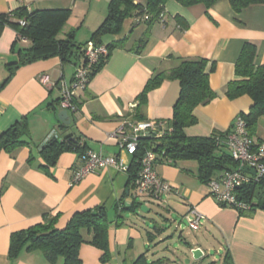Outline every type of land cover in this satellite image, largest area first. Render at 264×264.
Masks as SVG:
<instances>
[{
  "label": "crops",
  "instance_id": "obj_1",
  "mask_svg": "<svg viewBox=\"0 0 264 264\" xmlns=\"http://www.w3.org/2000/svg\"><path fill=\"white\" fill-rule=\"evenodd\" d=\"M83 1L0 0V15L19 8L28 12L69 11V18L58 36L64 39L75 31L74 24ZM106 1L108 5L110 0ZM164 10L163 21L151 27L127 18L118 34L101 38L102 44L111 46L110 54L79 94L78 110L67 114L69 125L58 119L61 112L58 100L61 85L71 82L75 64H62L59 58L53 57L21 66L0 90V135L23 119L29 131L28 146L11 154L0 152V264H48L39 251L22 252L13 261L8 258L10 235L40 223L46 214H58L55 227L62 229L74 213L100 208L105 212L109 222L110 260L101 263L102 252L83 244L79 249L80 264H131L137 256L146 253V247L152 242L167 239L164 238L167 236L165 229L154 220L136 218V213L124 210L135 201L146 209H149L148 202L156 203L146 196H142V200L133 198L132 174L104 168L70 186L73 172L80 165V156L64 152L54 166L45 169L41 168L39 155L40 146L54 133L60 139L78 138L87 151L119 157L129 166L131 157L119 150L111 134L125 120L170 122L173 119V108L179 96L177 81L160 83L146 94L143 104L139 96L155 73L177 67V59L200 58L208 61L207 68L214 65L208 83L216 97L194 109L192 115L196 122L184 128L185 136L210 137L226 133L235 118L248 111L251 106L248 97L229 100L224 91L229 82L240 79L235 75V64L245 43L255 45V64L264 65V4L250 5L235 13L227 0H220L207 10L202 5L183 8L170 1ZM105 16L106 13L88 29L89 37L84 42L75 40V32V43L89 42ZM175 17L182 19L187 27L178 26ZM144 38L145 43L139 45ZM30 45L29 41H19L10 26L0 27V83L8 76L7 65L16 62L18 52ZM41 75L48 76L49 85L39 83ZM138 114L142 120L136 118ZM255 139L264 143V116L258 119ZM30 157L33 161L28 163ZM186 162L164 160L157 161L154 166L158 177L172 187L171 192L156 203L161 204L168 215L161 219L173 222L174 216L184 214L185 217L188 209L195 207L204 215L207 231L219 236L224 244L222 264L226 255L232 264H264V212L255 210L239 214L233 208L220 206L209 195L206 185L197 180L196 163L191 167ZM180 163L183 166H179ZM119 215L124 218L120 226L116 222ZM83 235L85 237V233ZM179 241L188 251L201 249L184 242L181 236ZM147 259L159 261L158 264L169 261L160 255ZM56 264L63 262L59 260Z\"/></svg>",
  "mask_w": 264,
  "mask_h": 264
},
{
  "label": "trees",
  "instance_id": "obj_2",
  "mask_svg": "<svg viewBox=\"0 0 264 264\" xmlns=\"http://www.w3.org/2000/svg\"><path fill=\"white\" fill-rule=\"evenodd\" d=\"M170 1L183 8L202 5L207 10L220 0H110L106 16L91 34L90 41L99 44L101 38L118 34L122 23L127 18H133L137 23H144L148 27L163 21L165 6ZM227 1L235 13H239L250 5L264 4V0ZM145 15L148 19L140 22ZM68 18L69 11L66 10L28 12L25 8L0 15V27L10 26L17 33L18 40L25 39L31 44L28 49L18 52L16 62L7 65L8 76L0 83V90L9 81L14 70L21 66L53 57L59 58L62 64H78L80 50L86 43L82 45L75 43V31L68 33L64 39L58 38ZM19 21H24V26L19 25ZM175 21L182 29L187 27V24L179 17H175ZM145 40L146 38L141 40L139 45L142 46ZM107 48L110 54L111 46L107 45ZM256 56L257 49L254 44L245 43L242 46L235 64V75L240 79L229 82L224 91L225 97L229 100L243 96L251 100L248 111L241 112L238 116L246 122L248 135L253 140V148L261 144L255 139V133L258 119L264 116V65L255 64ZM177 60L179 62L177 67L155 73L139 96L140 104H143L146 94L163 81H177L179 84V96L173 108V119L167 122L171 130L161 138L141 139L140 147L131 156L128 167V173L132 174L130 176L132 182L135 181L140 168V159L146 149H151L157 154V161L195 162L196 178L205 185L215 175L237 168V164L226 152L224 145L227 132L216 133L210 137L185 136L184 128L196 122L192 115L194 109L210 103L216 97L208 83V77L214 71V65L211 64L207 68L208 61L200 58ZM136 118L142 120L139 114ZM28 133L25 119L15 123L0 135V152L11 154L22 146H28L29 143L26 141ZM86 151L80 139L72 136L60 139L56 136L40 146L41 168L54 166L58 157L64 152H73L81 156ZM32 161L30 157L28 163ZM237 197L251 204L249 212L255 210L264 212V178L257 183H250L238 189ZM140 207L141 203L135 201L124 210L134 214ZM238 212L242 214L244 211ZM58 219V214L54 216L46 214L40 223L13 232L9 238V260H16L22 252L39 251L48 264H56L59 260H62L63 264H80L79 249L83 244L93 246L102 252L101 263H107L110 260L107 241L109 222L101 208L74 213L62 229L55 227ZM123 219V216H117L118 226L122 225ZM146 235L148 237L150 234ZM158 262H150L145 254H140L131 264H158ZM223 264H232L227 255L223 259Z\"/></svg>",
  "mask_w": 264,
  "mask_h": 264
},
{
  "label": "built area",
  "instance_id": "obj_3",
  "mask_svg": "<svg viewBox=\"0 0 264 264\" xmlns=\"http://www.w3.org/2000/svg\"><path fill=\"white\" fill-rule=\"evenodd\" d=\"M147 19L145 15L140 22ZM24 24V21H19V25L24 26ZM19 41L26 40L20 38ZM108 55L109 49L102 43L89 41L82 47L80 61L75 66L71 82L61 85L58 100V107L61 111L74 114L78 110L79 94L86 89L93 72ZM38 81L43 86L50 84L47 75L39 76ZM170 130L166 121L125 120L111 136L116 140L119 150L131 157L140 147L141 139L161 138ZM55 137L56 135L51 133L44 142ZM224 145L232 160L237 164V168L215 175L206 184L209 195L220 206L230 207L237 211H249L251 204L239 200L237 190L264 178V143L253 148V140L248 135L246 122L238 116L225 136ZM157 157L151 149L144 151L134 181V199L142 195L158 203L162 197L171 192V185L159 178L154 170ZM79 161L80 165L73 172L70 186H74L85 176L104 168H113L118 172L128 173L129 166L121 158L103 156L99 152L86 151L79 157ZM242 169H246L247 172ZM250 171H253L254 175H251ZM184 219L187 223L186 227L191 231H198L205 221L204 215L195 207L188 209Z\"/></svg>",
  "mask_w": 264,
  "mask_h": 264
},
{
  "label": "rangeland",
  "instance_id": "obj_4",
  "mask_svg": "<svg viewBox=\"0 0 264 264\" xmlns=\"http://www.w3.org/2000/svg\"><path fill=\"white\" fill-rule=\"evenodd\" d=\"M91 2V4H90ZM107 1L106 0H85L81 2L79 12L77 15V21L74 24L75 40L77 42H84L89 37L88 29L96 25V22L100 20L106 13ZM97 20V21H96ZM188 166L193 167L194 162L188 161ZM183 166V163L178 164ZM137 200H142V195L138 196ZM150 209L149 213H141L136 211V218L152 219L162 226L167 233V236L163 239V242H152L149 247H146V256L148 258L153 255L163 256L167 263L165 264H222L221 255L224 248V244L219 236L215 233L207 231L208 226L202 224L198 231H191L186 226V220L183 215L174 216L175 221L164 222L161 218L167 217V213L163 210L161 204L148 202ZM139 216V217H138ZM170 218V217H169ZM168 220V219H167ZM169 234V235H168ZM171 236L170 238H168ZM184 242L192 243L193 246H200L203 252V257L199 260H194L190 251L184 248L179 241V238ZM158 237L156 236V239ZM170 240H172L171 243ZM160 248H157L159 247Z\"/></svg>",
  "mask_w": 264,
  "mask_h": 264
},
{
  "label": "water",
  "instance_id": "obj_5",
  "mask_svg": "<svg viewBox=\"0 0 264 264\" xmlns=\"http://www.w3.org/2000/svg\"><path fill=\"white\" fill-rule=\"evenodd\" d=\"M58 119L62 122V123H65L66 125H69L70 124V118L68 117L67 115V112L66 111H61L59 114H58ZM242 171L244 172H247L246 169H242ZM251 175H254V172L253 171H250L249 172ZM141 213H149L150 210L149 209H146V207L144 206H141L139 209H138ZM190 254L192 255L193 259L194 260H199L201 257H203V252L201 249L197 248V249H191L190 250Z\"/></svg>",
  "mask_w": 264,
  "mask_h": 264
}]
</instances>
